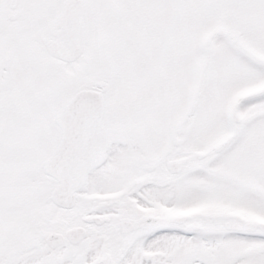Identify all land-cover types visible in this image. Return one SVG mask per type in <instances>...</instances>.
Returning <instances> with one entry per match:
<instances>
[{"label": "snow or ice", "instance_id": "obj_1", "mask_svg": "<svg viewBox=\"0 0 264 264\" xmlns=\"http://www.w3.org/2000/svg\"><path fill=\"white\" fill-rule=\"evenodd\" d=\"M0 264H264V0H0Z\"/></svg>", "mask_w": 264, "mask_h": 264}]
</instances>
